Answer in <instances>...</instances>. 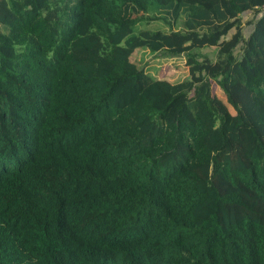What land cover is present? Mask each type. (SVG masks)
Masks as SVG:
<instances>
[{
    "label": "trees",
    "instance_id": "trees-1",
    "mask_svg": "<svg viewBox=\"0 0 264 264\" xmlns=\"http://www.w3.org/2000/svg\"><path fill=\"white\" fill-rule=\"evenodd\" d=\"M250 43L264 0H0V264H264ZM139 49L188 74L151 75Z\"/></svg>",
    "mask_w": 264,
    "mask_h": 264
},
{
    "label": "rangeland",
    "instance_id": "rangeland-1",
    "mask_svg": "<svg viewBox=\"0 0 264 264\" xmlns=\"http://www.w3.org/2000/svg\"><path fill=\"white\" fill-rule=\"evenodd\" d=\"M147 16H148L147 13L138 10L132 4H126L123 12V17L128 20L137 19V21L134 24L127 23L126 30L137 32L140 29V27L143 26V24L150 21L148 20ZM251 16H252L251 13L244 15V21L246 22L244 24L245 31H249L248 28H250V26L249 24H247V20L249 21L251 19ZM162 26H164V23L162 24ZM250 44H251L250 47L254 50V52H257L259 50L260 51L264 50L262 47H260V43H257L256 46H253V43ZM205 51H208V49H204V52ZM132 57H133V61L139 67L144 66L146 70L155 77L160 75L162 71L163 72L166 71V76H168L172 82H176L180 79L185 78V76L188 74V68L185 65L186 56L184 54L174 57L171 56L161 57L159 53L151 54L148 49H139L133 54ZM261 66H263L264 68V64H261ZM161 68L163 69L159 71V69ZM214 92L216 97V104L219 107L220 111L229 109L230 105L221 88L215 87Z\"/></svg>",
    "mask_w": 264,
    "mask_h": 264
}]
</instances>
